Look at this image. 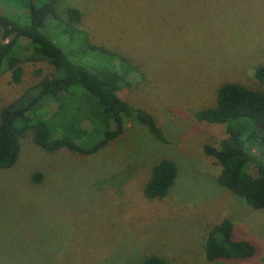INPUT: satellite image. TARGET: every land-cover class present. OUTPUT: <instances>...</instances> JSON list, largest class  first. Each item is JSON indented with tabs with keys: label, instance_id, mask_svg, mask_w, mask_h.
<instances>
[{
	"label": "rangeland",
	"instance_id": "obj_1",
	"mask_svg": "<svg viewBox=\"0 0 264 264\" xmlns=\"http://www.w3.org/2000/svg\"><path fill=\"white\" fill-rule=\"evenodd\" d=\"M26 2L0 0V14L26 22ZM57 6L63 17L67 7L79 9L78 28L89 41L136 67L118 96L150 113L167 142L131 121L93 156L45 153L25 136L16 164L0 169V264H141L152 255L166 264H260L264 210L217 185L220 167L203 147L217 146L226 127L194 115L214 105L225 83L264 91L255 77L264 66V0H58ZM1 35L0 28V41ZM17 53L22 74L18 82L9 70L0 74V108L22 106L56 72L25 39ZM43 103L35 117L57 128L70 122L77 98L51 102L48 112L60 109L51 118ZM101 138L102 131L86 144ZM162 158L176 163V184L167 197L148 200L143 187ZM250 173L257 176L253 167ZM225 218L234 239L255 246L254 257L205 260V238Z\"/></svg>",
	"mask_w": 264,
	"mask_h": 264
},
{
	"label": "trees",
	"instance_id": "obj_2",
	"mask_svg": "<svg viewBox=\"0 0 264 264\" xmlns=\"http://www.w3.org/2000/svg\"><path fill=\"white\" fill-rule=\"evenodd\" d=\"M35 1L26 2V22L0 14V74L9 70L14 82L20 80L17 49L21 39L27 40L34 54L49 62L56 72L41 80L34 87L35 95L22 106L10 103L0 108V169L16 164L21 140L28 134L33 144L45 153L65 149L93 156L120 137L131 121L145 127L156 141L166 143L165 135L150 113L118 96V92L130 87L128 75L136 71V67L126 58L104 51L89 41L87 34L78 28L82 18L79 9L67 7L63 17L57 12L58 0H49L40 6ZM44 31L57 37L62 47ZM255 77L264 86V66L256 68ZM70 97L77 98L70 122L55 128L48 120L35 117L38 104L46 103L44 114L51 118L60 109L56 105L51 113L47 106ZM194 116L198 121L226 127V137L217 146L203 147L204 154L214 158L220 167L217 185L250 208L264 210V91L225 83L218 89L214 105L202 108ZM230 123L238 124L237 128ZM100 131L102 138L87 146L90 136ZM250 167L256 169L257 176L250 173ZM177 177L176 163L162 158L150 169L143 187L144 197L148 200L167 197ZM233 231L229 218L212 226L203 246L206 261L246 260L255 256V246L247 240L234 239ZM141 264H166V260L152 255L143 258ZM260 264H264V256Z\"/></svg>",
	"mask_w": 264,
	"mask_h": 264
}]
</instances>
